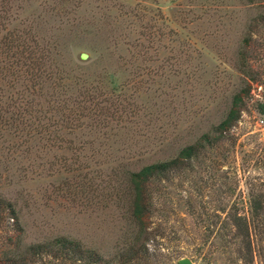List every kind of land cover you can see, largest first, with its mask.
<instances>
[{
    "label": "rangeland",
    "instance_id": "374dc122",
    "mask_svg": "<svg viewBox=\"0 0 264 264\" xmlns=\"http://www.w3.org/2000/svg\"><path fill=\"white\" fill-rule=\"evenodd\" d=\"M66 1L11 0L9 32L27 20L33 34L56 44L74 92L82 83H105L108 73L125 79L124 14H144L157 34L126 90L137 118L123 129L111 123L106 135L83 128L67 140L0 134V264H60L29 250L59 236L114 257L136 231L119 200L126 171L171 159L187 145L197 147L191 162L149 185V253L133 251L139 255L130 264L184 257L192 264H264V126L255 123L264 116V0ZM54 3L67 12H45ZM3 24L0 42L9 33ZM77 56L86 67L76 66ZM234 94L239 118L221 132L216 127Z\"/></svg>",
    "mask_w": 264,
    "mask_h": 264
},
{
    "label": "trees",
    "instance_id": "16d2710c",
    "mask_svg": "<svg viewBox=\"0 0 264 264\" xmlns=\"http://www.w3.org/2000/svg\"><path fill=\"white\" fill-rule=\"evenodd\" d=\"M8 3H11V0L5 2L0 0V20L3 25H8L4 28V31L7 29L6 34L13 23ZM65 5L64 3L58 6L55 3L53 6L48 5L49 9H45V12H50L51 16L60 15L61 11L67 12ZM124 15L128 18L129 30L120 35L130 58L128 63L131 67L125 68L127 76L120 83V75L117 72L108 73L103 76L105 83L94 86L82 83L74 92L69 90L72 89V80L66 81L70 77L67 74L69 70L59 59L61 53L56 44L40 34H33V27L27 20L23 22L20 30L12 28L0 42V63H4L0 66V71L5 82L4 87L0 88L4 93L0 96V134L17 131L21 135L24 133L29 136L30 139L34 135H40L50 141L67 140L66 135L74 134L83 128L106 135L111 123L115 122V125L123 129L132 121V117L137 118L134 103L130 101L131 96H126V90L141 73L142 68L138 63H145L149 59L151 44L157 33L152 32L151 24L144 14L141 16L128 11ZM137 21L140 22L138 30ZM74 61L78 68L84 67L88 62L81 61L78 56ZM71 70L74 72V68ZM99 80L101 81L100 78ZM4 89H9L8 103L3 101ZM239 100L240 96L234 94L231 107L225 118L217 125V130L221 132L228 130L239 118L240 111L237 109ZM261 108L264 113V104ZM34 120L37 121L35 124ZM196 150V145H187L171 159L143 164L126 171L119 200L127 202L128 219L136 231L129 246L122 247L114 257L105 260L98 254L86 250L80 242L65 236L30 246V253H36L41 258L43 255L49 256L51 262L57 260L60 264H116L114 261L117 256L127 259L126 262L122 259L118 264L124 262L130 264V261L133 262L135 257H138L139 254H135L138 251L147 258L149 253L147 242L152 232L149 223L152 214L149 185L152 181L168 180L170 172H174L184 163L191 162ZM9 218L17 223L14 214H10ZM53 249H56L55 254L47 252Z\"/></svg>",
    "mask_w": 264,
    "mask_h": 264
},
{
    "label": "water",
    "instance_id": "95a60500",
    "mask_svg": "<svg viewBox=\"0 0 264 264\" xmlns=\"http://www.w3.org/2000/svg\"><path fill=\"white\" fill-rule=\"evenodd\" d=\"M79 58H80V59H85V58H87V56H86V54L81 53V54L79 55ZM177 264H192V262L190 261V259L184 257V258H179V259L177 260Z\"/></svg>",
    "mask_w": 264,
    "mask_h": 264
},
{
    "label": "built area",
    "instance_id": "2783aa9c",
    "mask_svg": "<svg viewBox=\"0 0 264 264\" xmlns=\"http://www.w3.org/2000/svg\"><path fill=\"white\" fill-rule=\"evenodd\" d=\"M255 123H256V125L259 126V127L264 126V116H261V117L257 118V120H256Z\"/></svg>",
    "mask_w": 264,
    "mask_h": 264
}]
</instances>
